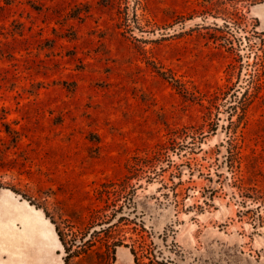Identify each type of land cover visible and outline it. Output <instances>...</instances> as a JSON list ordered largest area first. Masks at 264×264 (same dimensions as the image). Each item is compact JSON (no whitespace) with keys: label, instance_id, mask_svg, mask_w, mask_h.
I'll use <instances>...</instances> for the list:
<instances>
[{"label":"rangeland","instance_id":"374dc122","mask_svg":"<svg viewBox=\"0 0 264 264\" xmlns=\"http://www.w3.org/2000/svg\"><path fill=\"white\" fill-rule=\"evenodd\" d=\"M5 122L0 243L126 203L113 264H264V0H0Z\"/></svg>","mask_w":264,"mask_h":264},{"label":"trees","instance_id":"16d2710c","mask_svg":"<svg viewBox=\"0 0 264 264\" xmlns=\"http://www.w3.org/2000/svg\"><path fill=\"white\" fill-rule=\"evenodd\" d=\"M230 72L232 74L233 70L231 69ZM260 86L261 83L259 84V87ZM247 91L249 90L246 89V92ZM252 99V93H249L246 99L247 102L249 101L250 103ZM3 124L4 127L0 130H4L13 136V138L19 136L18 130L11 128L6 122ZM2 167L3 162L0 161V168ZM0 187L11 188L15 192L21 193L16 185H12L2 179H0ZM22 195L30 199L29 195H26L25 193ZM99 198L104 199V196L101 195ZM105 201L108 202L107 200ZM105 205L109 206L110 204L107 203ZM125 205L126 203L114 208V211L111 214L105 211V206L89 207L86 214L81 210L72 209L69 214L73 218L70 219H72L74 223L68 222L71 221L69 218H64L59 221L51 217V220L55 223V229L59 239L65 249L64 264H113L116 260V247L121 245L123 241L120 237L114 235V223H111L110 221L112 217L124 209ZM46 213L49 216V213ZM121 220L128 221V215L121 214L119 216V221ZM83 232L84 236L89 233V237L84 240V243H79V240L82 239L79 234ZM98 242L101 243L97 244ZM142 246V249L146 251V253H143L142 255H140L134 247L131 248L132 253L135 256L134 264H167L164 260L158 258V255L152 248H150V246ZM143 256H146L148 260H145Z\"/></svg>","mask_w":264,"mask_h":264},{"label":"crops","instance_id":"0c3cea01","mask_svg":"<svg viewBox=\"0 0 264 264\" xmlns=\"http://www.w3.org/2000/svg\"><path fill=\"white\" fill-rule=\"evenodd\" d=\"M8 204L14 206L13 202ZM17 220L19 219L13 218L10 223L14 225ZM23 253V246L19 241L2 240L0 243V264H51L45 259L42 260L40 256H25Z\"/></svg>","mask_w":264,"mask_h":264}]
</instances>
